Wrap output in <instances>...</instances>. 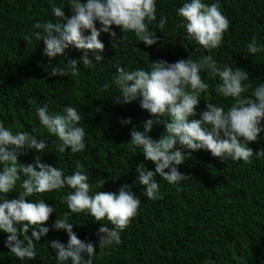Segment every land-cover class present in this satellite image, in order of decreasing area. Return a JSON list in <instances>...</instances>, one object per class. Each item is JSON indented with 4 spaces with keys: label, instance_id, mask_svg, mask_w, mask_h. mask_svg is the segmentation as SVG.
I'll use <instances>...</instances> for the list:
<instances>
[{
    "label": "trees",
    "instance_id": "16d2710c",
    "mask_svg": "<svg viewBox=\"0 0 264 264\" xmlns=\"http://www.w3.org/2000/svg\"><path fill=\"white\" fill-rule=\"evenodd\" d=\"M185 2L187 0H156L157 19L146 23L149 31L159 37L157 44L145 46L133 32L120 33L113 25L118 36L125 38L124 43L112 47L111 37L101 33L99 39L105 47L98 53L103 57L100 62H95L90 51L93 63L85 66L81 62L77 75L69 70L66 76H49L51 67L66 63L68 58L78 59L82 51L70 46L64 56L49 61L43 55L42 40L33 37L26 42L23 38L41 31L33 28L37 21L60 22L52 14V6L64 7L65 14L70 16V0H0V121L14 134L28 131L48 144L40 153L28 150L18 157L19 161L32 163L38 155L42 162L62 169L65 175L72 174L79 161L87 169L93 193L116 191L127 183L141 201L137 215L120 232L122 242L104 249L98 247L99 238L95 233L101 224L112 227L110 222L106 218L97 222L86 213H69L68 222L73 224L78 238L92 242L95 247L92 264H264V156L257 158L254 154L251 163H245L230 158L221 160L207 150H196L191 158L177 166L191 179L182 181L179 186L170 185L156 174L160 196L156 200L144 196L143 186L136 180L137 163L143 162L153 171L155 165L145 161L142 149L130 143V131L133 127L143 131V121L150 115L137 102L113 103L119 94L112 83L115 63L125 71L149 70L152 61L159 59L175 62L212 55L220 67L228 64L249 72V80L243 83L252 87L242 96L250 95L264 82V51L250 54L246 47L253 36L258 45L264 46V0H202L207 4L218 3L221 13L230 21L221 46L211 50L185 39L187 34L181 26L184 21L176 13ZM161 16L167 18L163 30L155 27ZM201 78L209 84V89L201 93L197 112L204 110L209 96L213 103L227 111L234 100L215 92L219 78L210 70H202ZM105 84L109 85L107 90L103 87ZM44 104L53 114H62L66 106L77 109L81 115L79 126L85 130V150L75 154L70 149L63 153L58 151L60 141L36 115V108ZM129 117L131 123H121ZM193 118L198 119L199 115ZM161 119L169 117L165 115ZM163 133L164 126L159 124L147 135L158 139ZM248 146L254 152L264 149V132ZM23 178L21 176V180ZM101 180L103 188L99 187ZM20 182L16 190L8 194L10 198L21 191ZM71 191L65 186L26 197L29 201L44 200L54 206L56 211L45 225L49 232L39 241L33 238L36 258L21 261L5 247L7 234L0 231V264H58L48 241L67 242V233L52 225L56 218H63L69 211L67 205L61 203V197ZM27 235L31 236V230Z\"/></svg>",
    "mask_w": 264,
    "mask_h": 264
},
{
    "label": "clouds",
    "instance_id": "9594fccd",
    "mask_svg": "<svg viewBox=\"0 0 264 264\" xmlns=\"http://www.w3.org/2000/svg\"><path fill=\"white\" fill-rule=\"evenodd\" d=\"M68 6L70 16L65 14L64 7L52 6L51 12L60 22L37 21L33 28L41 31H34L23 38L26 42L33 37L42 40L43 55L49 61L64 56L70 46L82 51L78 59L68 58L66 63L51 67L49 76H66L69 70L72 75H77L81 62L85 66L93 63V59L89 58L90 51L95 62H100L103 57L98 53H102L105 47L99 39L101 33L111 37L112 47L124 43L125 38L118 36L113 25L119 28L120 33L133 32L145 46L157 44L159 40L155 32H150L148 28V23L157 19L156 0H70ZM176 13L184 21L181 26L187 34L185 39H192L207 50L221 46L230 21L221 13L218 3L187 0L177 8ZM166 23L167 18L161 16L155 27L163 30ZM246 47L250 54L264 51V46L258 45L255 36ZM115 66L116 75L112 83L119 94L114 97L113 103L137 102L150 115L143 121V131L133 127L129 140L142 149L145 161L155 165L154 171L147 169L143 162L135 167L136 180L143 186V195L148 199L160 198L156 174L168 184L178 186L192 178L180 172L177 166L191 158L196 150H207L221 160L230 158L245 163H251L254 154L257 158L264 156V149L254 152L248 146L264 132V82L258 84L250 95L242 96L252 87L243 83L249 80V72L245 69L228 64L220 67L212 55H205L199 60L182 58L175 62L159 59L152 61L149 70L125 71L118 63ZM202 70H210L219 78L220 82L215 85L217 94L233 98L234 102L227 111L213 103L209 96L205 99L204 110L197 112L201 93L209 89V84L201 78ZM103 87L107 90L109 85ZM36 115L47 131L60 141L57 144L59 152L70 149L75 154L85 150V130L79 126L81 115L75 107L66 106L62 114H53L44 104L36 108ZM165 115L169 119H161ZM197 115L198 119L193 118ZM121 123H131V118L121 120ZM159 124L164 126V133L158 139L147 135L154 125ZM47 146L45 139L38 140L28 131L14 134L0 121V231L7 234L4 245L21 261L35 259L33 238L39 241L49 232V227L45 225L56 210L44 200L33 202L26 197L67 186L72 191L61 197V203L66 204L69 211L64 213L63 218H56L52 227L64 230L68 239L66 244L56 239L48 241V244L54 250L58 264H92L95 247L92 242L78 238L73 224L68 222L69 213H86L97 222L105 218L110 222L112 227L101 224L95 233L99 238L98 247L104 249L122 242L120 232L137 215L141 201L131 190L132 185L127 183L121 184L116 191L93 193L87 169L79 161L72 174L65 175L62 169L42 162L38 155L32 163H21L18 159L28 150L40 153ZM21 176L24 177L22 180ZM18 181H21V191L15 198H10L8 194L16 190ZM103 185L101 180L99 187L103 188ZM29 230L31 236L27 235Z\"/></svg>",
    "mask_w": 264,
    "mask_h": 264
}]
</instances>
